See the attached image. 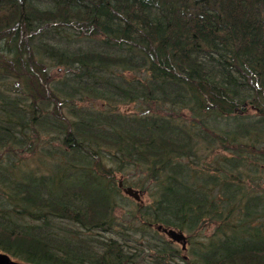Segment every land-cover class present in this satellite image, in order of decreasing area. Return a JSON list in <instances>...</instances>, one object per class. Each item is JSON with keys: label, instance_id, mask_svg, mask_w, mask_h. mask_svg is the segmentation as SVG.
Masks as SVG:
<instances>
[{"label": "trees", "instance_id": "trees-1", "mask_svg": "<svg viewBox=\"0 0 264 264\" xmlns=\"http://www.w3.org/2000/svg\"><path fill=\"white\" fill-rule=\"evenodd\" d=\"M0 251L264 264V0H0Z\"/></svg>", "mask_w": 264, "mask_h": 264}, {"label": "water", "instance_id": "water-1", "mask_svg": "<svg viewBox=\"0 0 264 264\" xmlns=\"http://www.w3.org/2000/svg\"><path fill=\"white\" fill-rule=\"evenodd\" d=\"M246 104L244 103L242 106H245ZM236 111H239L242 113L241 108H235ZM119 187L122 188V190L128 195L133 197L135 200L139 201L141 200V195H142V190H138L131 185H124L123 180L120 178L119 179ZM156 228L159 231H163L166 233V235L170 238L171 241H176L181 244L182 249L184 250L187 246V235L184 231L178 230L175 227H169V226H164L163 224H157ZM186 257V255H185ZM0 264H31L29 262H23L19 261L17 259H12L10 255L6 252L0 251Z\"/></svg>", "mask_w": 264, "mask_h": 264}, {"label": "rangeland", "instance_id": "rangeland-1", "mask_svg": "<svg viewBox=\"0 0 264 264\" xmlns=\"http://www.w3.org/2000/svg\"><path fill=\"white\" fill-rule=\"evenodd\" d=\"M132 106L131 105H129V106H127V108H131ZM252 108H254V107H252ZM251 109V108H250ZM243 111H242V113L245 111L244 109H242ZM250 113V112H249ZM143 196V194L141 195V197ZM132 201H133V199H132ZM125 209H124V207L123 208H121V207H119V211L118 212H122L123 213V211H124ZM212 226H209L208 228H207V234H210L211 232H212ZM182 262V261H181ZM184 262H182V264H183Z\"/></svg>", "mask_w": 264, "mask_h": 264}]
</instances>
